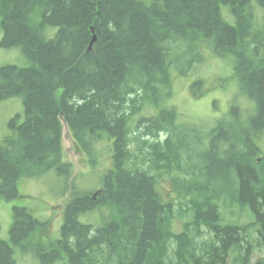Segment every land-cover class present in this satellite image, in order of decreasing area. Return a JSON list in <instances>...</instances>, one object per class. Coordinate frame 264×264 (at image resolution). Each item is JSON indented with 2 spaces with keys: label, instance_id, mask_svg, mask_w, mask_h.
I'll list each match as a JSON object with an SVG mask.
<instances>
[{
  "label": "trees",
  "instance_id": "1",
  "mask_svg": "<svg viewBox=\"0 0 264 264\" xmlns=\"http://www.w3.org/2000/svg\"><path fill=\"white\" fill-rule=\"evenodd\" d=\"M0 25V46L27 59L0 65V100L17 96L24 108L0 141V197H19L21 176L54 169L70 179L61 119L89 158L110 142L99 188L72 190L39 264H264V0H0ZM48 27L57 28L50 38ZM203 49L231 63L254 105L245 119L232 105L204 138L165 104L171 70L201 64ZM202 83L194 79V95ZM146 105L156 112L146 115ZM165 175L174 201L157 190ZM221 204L247 218L225 220ZM99 207L108 222L80 220ZM11 219L0 264H16L15 247L38 245L31 209L13 205Z\"/></svg>",
  "mask_w": 264,
  "mask_h": 264
},
{
  "label": "rangeland",
  "instance_id": "2",
  "mask_svg": "<svg viewBox=\"0 0 264 264\" xmlns=\"http://www.w3.org/2000/svg\"><path fill=\"white\" fill-rule=\"evenodd\" d=\"M56 30V27H48L45 36L47 38L52 37ZM1 37L2 28L0 25V40ZM202 53L204 58L199 62L201 64L193 67V69H186L185 74L179 73L177 69L171 70L173 75L170 87L172 94L165 104L167 107L176 109L179 122H185L183 123L185 125L189 124L192 129L199 133L200 137L204 138L205 131L211 130L228 118L232 105L239 108L242 119L246 118L250 106L253 111L254 105L241 93L232 74L231 63L227 59L214 56L208 49H203ZM5 64L25 65L27 59L18 47L0 46V65ZM196 78L203 80L199 95H194L191 89V84ZM23 111L22 100L17 96L0 100V141L11 133L8 126L9 120L16 114L23 118ZM155 112L156 108L153 106H145L146 115H152ZM61 124L62 158L72 165L70 179L65 181L61 175H57L54 169L32 176H21L17 183L19 197L10 200H4L0 197V238L6 239L8 237L13 205L31 209L34 216L41 222L40 230L36 231L33 236L38 242L35 248L30 251L22 250L19 247L14 248L16 264H39L36 252L48 247L50 243L53 244V240L59 237V228L63 221L65 206L68 200L74 196L71 194L72 190L95 192L100 186L101 176L111 166V150L110 152L107 151L110 142L107 139H103L95 145L96 148L89 158L76 146L67 125L62 119ZM257 143L262 145V150H264V136L257 140ZM157 190L164 198L174 201L166 175L160 178ZM227 210L221 204L220 211H222L225 220H237L239 222L247 218L243 211L238 217L236 215L228 216ZM234 210L239 211L237 207H234ZM109 213L108 208L99 207L93 212L82 214L80 220L93 224H103L109 221L107 218ZM172 228L174 232H180L182 219L174 218ZM208 236L209 234L206 233L203 237L207 238ZM260 256L261 253L254 252L252 260ZM53 264H62V261ZM228 264H236V262L231 257Z\"/></svg>",
  "mask_w": 264,
  "mask_h": 264
},
{
  "label": "bare ground",
  "instance_id": "3",
  "mask_svg": "<svg viewBox=\"0 0 264 264\" xmlns=\"http://www.w3.org/2000/svg\"><path fill=\"white\" fill-rule=\"evenodd\" d=\"M94 37V40L92 41V43L95 41V35L93 34L92 35V38ZM92 40V39H91ZM92 43H91V41H90V44H89V48L88 49H90L91 48V46H92ZM91 45V46H90ZM58 93H59V91H58Z\"/></svg>",
  "mask_w": 264,
  "mask_h": 264
},
{
  "label": "water",
  "instance_id": "4",
  "mask_svg": "<svg viewBox=\"0 0 264 264\" xmlns=\"http://www.w3.org/2000/svg\"><path fill=\"white\" fill-rule=\"evenodd\" d=\"M93 40H94V37L92 38L91 43H92ZM90 46H91V45H90Z\"/></svg>",
  "mask_w": 264,
  "mask_h": 264
}]
</instances>
